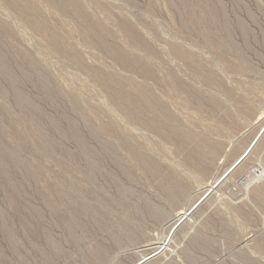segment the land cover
I'll list each match as a JSON object with an SVG mask.
<instances>
[{"label": "rangeland", "instance_id": "374dc122", "mask_svg": "<svg viewBox=\"0 0 264 264\" xmlns=\"http://www.w3.org/2000/svg\"><path fill=\"white\" fill-rule=\"evenodd\" d=\"M65 1L0 0V264H264V134L221 181L264 129V0Z\"/></svg>", "mask_w": 264, "mask_h": 264}, {"label": "bare ground", "instance_id": "6f19581e", "mask_svg": "<svg viewBox=\"0 0 264 264\" xmlns=\"http://www.w3.org/2000/svg\"><path fill=\"white\" fill-rule=\"evenodd\" d=\"M64 1H65V0H64ZM67 1H68V0H66L65 2L67 3ZM69 2H70V1H68V3H69ZM54 3H55V2H54ZM70 4H71V3H70ZM66 5H69V4H66ZM201 5H202V4H201ZM203 6H204V5H203ZM208 6H209V5H208ZM69 7H70V6H69ZM211 8H212V7H211ZM71 9H72V8H71ZM73 9H74V8H73ZM75 9H76V8H75ZM208 9H209V8H208ZM209 10H210V9H209ZM202 11H203V10H202ZM207 11H208V10H207ZM74 13H75V12H74ZM77 13H78V12H77ZM81 13H82V12H81ZM75 14H76V13H75ZM77 15H78V14H77ZM80 16H82V15H80ZM117 21H118V20H117ZM127 29H128V28H127ZM131 30H132V29H131ZM129 33H131V31H130ZM129 33H127V34H129ZM132 34H133V32L130 34V37H131V36H133V38H134V36L136 37L135 32H134L135 35H132ZM128 37H129V36H128ZM210 38H211V37H210ZM212 38H213V37H212ZM135 39H136V38H135ZM133 40H134V39H133ZM136 40L139 41L140 38H139V40H138V39H136ZM143 41H144V40H143ZM145 41H146V40H145ZM141 42H142V41H141ZM141 42H140V43H141ZM109 47H110V46H109ZM145 47H147V46H145ZM109 49H110V48H109ZM113 50H114V49H113ZM177 50H178V49H177ZM178 51H179V50H178ZM120 52H121V51H120ZM180 52H181V51H180ZM114 53H115V52H114ZM124 54H126V53H124ZM179 55L183 57V56H184V53L181 52V53H179ZM118 56H119V54H118ZM122 56H124V55H122ZM124 57H125V56H124ZM126 57H127V56H126ZM131 57H132V56H131ZM131 57H129V58H131ZM126 59H127V63H129V61L132 62V61L134 60V58H133V60L130 59L129 61H128V58H126ZM126 59H125V60H126ZM134 61H136V60H134ZM134 61H133V62H134ZM137 61H139V60H137ZM137 61H136V63H137ZM133 62H132V63H133ZM140 62H141V61H140ZM136 63H135V64L133 63V64H134V66L132 65L133 68L138 66V65L135 66ZM127 65H128V64H127ZM129 65H130V64H129ZM142 65H143V64H141L140 66H142ZM140 66L137 67V68H140ZM143 66H144V65H143ZM145 68H146V66L144 67V69H141V68H140V70H144V71H146V73H147V75H148L150 72H147V70H145ZM146 69H147V68H146ZM148 71H149V70H148ZM149 75H150V74H149ZM119 96H120V94H119ZM121 96H122V95H121ZM132 98H133V99L130 98L131 100H133V101H131L130 104H131V105L133 104L132 106L135 105L134 108L136 109V111H137V108H138V110H140V111H138V112H136V113L139 114V112L145 110L144 108H145L146 104L148 105V103H146L148 100H147L146 102H144V100H143V102H142V101L140 102V98H139V97H138V98L136 97L137 99H136L135 97H132ZM143 103H145V104H143ZM152 103H153V102H152ZM154 104H155V106H159V105L156 104L155 102H154ZM154 104H152V105L154 106ZM148 106H149V105H148ZM136 107H137V108H136ZM156 108H158V107H156ZM132 110H133V108H132ZM128 111H129V110H128ZM128 111H126V112H128ZM145 111H146V110H145ZM145 111H144V112H145ZM129 112H132V111H129ZM144 112H142V113H144ZM131 114H132V113H131ZM131 114H130V115H131ZM126 115H127V114H126ZM140 115H141V114H139V115H137V116H140ZM141 116H142V115H141ZM136 118H139V117H136ZM143 118H144V117H143ZM140 120H141V119H140ZM146 121H147V120H146ZM141 122H142V120H141ZM145 123H146V122H145ZM148 124H149V123H148ZM187 146H188V145H187ZM192 152H193V150H192ZM195 156H196V155H195ZM201 156H202V155H201ZM232 156H233V155H232ZM196 157H197V156H196ZM242 157H243L242 155H241L240 157H238L237 160H236V162H238ZM192 158L195 159V157H192ZM198 158H199V156H198ZM198 158H197L196 160H198ZM188 159H189V158H188ZM199 159H200V158H199ZM196 160H194V161H196ZM192 161H193V159H192ZM196 162H197V161H196ZM207 162H208V161H207ZM204 172H205V171H204ZM210 176H211V175H210ZM175 186H176V185H175ZM180 187H181V186H180ZM185 197H186V196H185Z\"/></svg>", "mask_w": 264, "mask_h": 264}, {"label": "water", "instance_id": "95a60500", "mask_svg": "<svg viewBox=\"0 0 264 264\" xmlns=\"http://www.w3.org/2000/svg\"><path fill=\"white\" fill-rule=\"evenodd\" d=\"M264 134V129L263 131L261 132V134L257 137V139L255 140V142L252 144L251 148L246 152V154L227 172V174L224 176V178H222L221 181H223L226 177H228L250 154L252 148L254 147V145L258 142V140L261 138V136ZM208 197V195H206L203 200H205L206 198ZM201 200L199 202V204L202 203ZM199 204H197V206L193 209V211L199 206ZM179 226V225H178ZM143 263V262H142ZM141 264V263H140Z\"/></svg>", "mask_w": 264, "mask_h": 264}]
</instances>
